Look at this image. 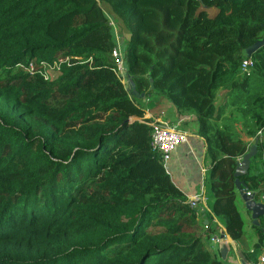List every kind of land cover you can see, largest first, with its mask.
I'll use <instances>...</instances> for the list:
<instances>
[{"label": "trees", "instance_id": "trees-1", "mask_svg": "<svg viewBox=\"0 0 264 264\" xmlns=\"http://www.w3.org/2000/svg\"><path fill=\"white\" fill-rule=\"evenodd\" d=\"M116 29L130 32L122 61L138 96L104 55L119 54ZM263 34L264 0H0V264H231L208 248L216 224L199 230V209L152 150L145 105L162 98L196 117L204 212L240 239V133L256 154L239 180L264 193V171L253 172L264 163V45L246 54ZM220 90L231 108L216 107ZM258 231L242 251L252 264Z\"/></svg>", "mask_w": 264, "mask_h": 264}, {"label": "crops", "instance_id": "crops-1", "mask_svg": "<svg viewBox=\"0 0 264 264\" xmlns=\"http://www.w3.org/2000/svg\"><path fill=\"white\" fill-rule=\"evenodd\" d=\"M145 110V118L148 121L151 120V122H153L155 119H160L187 132V141L177 146L172 152L170 159L163 162V165L172 183L182 191L187 201L189 203L195 202L199 207L198 221L201 222L203 227L207 225L208 222H212L214 225L216 224L217 232L210 238L209 247H212L214 251L217 250L218 252V243H214L211 239L217 237V235L219 237L220 230L223 228L215 223L216 221L212 219L208 213L204 212L208 202L211 201L212 198L209 187L204 180L208 172L209 163L205 159L203 141L197 135L196 117L193 114H185L177 111L166 99L162 98H154L149 106L145 105ZM202 169L206 171L202 173ZM257 170H262L260 169L258 161L254 163L253 172L258 173ZM262 171H264V168ZM252 194H254L253 198L255 201L264 204L262 200L264 193L259 195L258 192H253ZM200 197H202L203 200L200 201ZM247 213L249 214V220H245V222L247 225H250L251 230H248V233L244 231V235L240 239H232L233 242L228 244L229 250L226 259L231 264H252L243 257L242 251L245 253L251 252L254 245L257 243L258 230L264 234V216H260L256 222H254L251 213L249 211H247ZM199 222L198 224H200ZM249 239H251L250 243L248 242ZM238 252H240L241 256L245 259L244 263H242ZM257 259L256 264H258Z\"/></svg>", "mask_w": 264, "mask_h": 264}, {"label": "water", "instance_id": "water-1", "mask_svg": "<svg viewBox=\"0 0 264 264\" xmlns=\"http://www.w3.org/2000/svg\"><path fill=\"white\" fill-rule=\"evenodd\" d=\"M264 45V34L260 40H257L254 44L249 46L246 49V54L248 56H251L252 53H254L257 49L262 47ZM117 61H121L120 56H117ZM121 77L123 80L127 82L126 89L130 92L131 95L138 96L134 83L129 77L127 76V65L126 63H123V69ZM140 97H144V94H139ZM256 154V143L249 146L248 151L241 157V159L238 161L235 171H234V177H235V187L237 190V193L241 197V199L244 202V206L247 211L251 213V217L254 222L260 217L264 216V204L262 202H257L254 200V194L247 195V185L239 180V177L246 174L249 169V164L251 158ZM220 241L218 242V252L222 260H225L228 255V244H231L233 242L232 238L226 233L225 229L220 230ZM239 256L241 257L242 263H244L245 259L241 256V253L238 252Z\"/></svg>", "mask_w": 264, "mask_h": 264}, {"label": "built area", "instance_id": "built-area-1", "mask_svg": "<svg viewBox=\"0 0 264 264\" xmlns=\"http://www.w3.org/2000/svg\"><path fill=\"white\" fill-rule=\"evenodd\" d=\"M113 52H114L113 53L114 56L117 58L118 54L116 53V50H113ZM119 65H122V63H120ZM252 68H253L252 60L245 59L240 66L241 74L245 76H249L251 74ZM49 69H55V67L46 66V72ZM120 69L118 68L119 71ZM149 124L152 127V131H151L152 150L160 156L163 162L168 161L175 148L180 144L185 143L188 139V134L185 130H180L176 126L170 125L167 122H164L160 119H155L153 120V122L149 120ZM205 171H206L205 169H202V173ZM251 193L252 192H246L247 195ZM199 200L201 201L203 200V198L200 197ZM262 200L264 201V195L262 196ZM190 204L194 208H199L195 202H191ZM211 240L214 243H218L220 241V238L217 235V237H213ZM257 260H258V264H264V240L262 242V250L259 253Z\"/></svg>", "mask_w": 264, "mask_h": 264}, {"label": "rangeland", "instance_id": "rangeland-1", "mask_svg": "<svg viewBox=\"0 0 264 264\" xmlns=\"http://www.w3.org/2000/svg\"><path fill=\"white\" fill-rule=\"evenodd\" d=\"M107 10H108V12L110 11V9L109 8H107ZM212 12L213 11H215L214 9L213 10H211ZM116 24H115V22L113 23V26H115ZM116 31L118 32V35H119V40H118V50H119V54H118V52H116L119 56H120V58L122 59V58H124V56H125V53H126V50H127V47H128V41L130 40V32L128 31V30H125V31H123L122 33H120L119 31H118V29H116ZM117 47V46H116ZM116 49V48H115ZM117 51V50H116ZM112 52V53H111ZM114 52L113 51H111V50H108L104 55H105V57H107V60L108 61H110V62H112V63H114L115 65H118L117 67L120 69V67H121V69H120V71L118 70V68H117V72H118V74H119V76H121V74H122V68H123V61L121 60L120 62H117L116 60H117V58L114 56V54H113ZM120 63H122V65H119ZM55 72H56V69H49L48 71H47V75L48 76H53L54 74H55ZM122 82L123 83H125V80H123L122 79ZM227 91H225V90H220V91H218V93H217V98L215 99V101H214V103H215V105H216V107L219 109L220 107H221V109L222 110H224L226 107H227V105H228V107H227V109H229V108H231L232 107V105L230 104V95H228V97H227ZM226 104V106H224ZM225 115H228V110H226L225 112H224V116ZM227 117V116H226ZM218 124H223V121H222V119H220L219 121H218ZM235 127H236V129H234V131H238V130H241L242 129V124H241V122H239V121H236V125H235ZM242 131V130H241ZM239 136L241 137V138H243V139H245L247 142H248V144H249V146H251L252 144H254V138H248L247 136H245L244 134H239ZM208 161V160H207ZM252 164H253V162H252ZM254 165V164H253ZM262 165V170H263V166H264V163H262L261 164ZM236 204H237V207H238V209L240 210V212H241V214H242V216H243V218H244V220H249V214L247 213V210L245 209V206H244V203H243V200L241 199V197L239 196V194H238V196L236 197ZM199 222V221H198ZM200 224H198V228H199V230H205V228H206V226H204L203 227V225L201 224V222H199ZM249 226V227H248ZM244 231L245 232H247L248 233V230H251V227H250V225H247L246 224V222H245V224H244ZM251 233H252V231H251ZM248 242L250 243L251 242V239H249L248 240ZM208 248H209V250L210 251H214V249H212V247H209V245H208Z\"/></svg>", "mask_w": 264, "mask_h": 264}, {"label": "clouds", "instance_id": "clouds-1", "mask_svg": "<svg viewBox=\"0 0 264 264\" xmlns=\"http://www.w3.org/2000/svg\"><path fill=\"white\" fill-rule=\"evenodd\" d=\"M122 60V59H121Z\"/></svg>", "mask_w": 264, "mask_h": 264}]
</instances>
